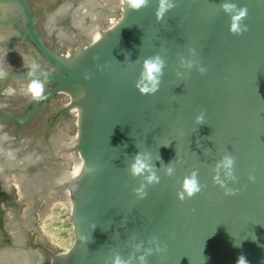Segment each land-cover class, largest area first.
Returning a JSON list of instances; mask_svg holds the SVG:
<instances>
[{"label":"water","instance_id":"95a60500","mask_svg":"<svg viewBox=\"0 0 264 264\" xmlns=\"http://www.w3.org/2000/svg\"><path fill=\"white\" fill-rule=\"evenodd\" d=\"M124 1L120 23L101 41L59 48L38 29L29 0H0V7H20L24 38L46 64L33 76H7L43 82L46 73L49 88L26 115L0 117L25 125L62 93L71 95L64 112L80 115L85 166L66 185L77 243L53 255V264H114L117 256L127 264H140L141 256L147 264H237L240 256L264 264V0H232L248 10V31L239 36L229 31L224 0H174L162 20L161 0L139 10ZM157 55L165 62L159 90L142 94L144 61ZM138 154L160 178L142 199L135 190L145 176L131 172ZM228 155L237 179L222 168L219 175L236 189L231 196L213 182ZM193 171L205 187L182 201L183 179Z\"/></svg>","mask_w":264,"mask_h":264},{"label":"rangeland","instance_id":"374dc122","mask_svg":"<svg viewBox=\"0 0 264 264\" xmlns=\"http://www.w3.org/2000/svg\"><path fill=\"white\" fill-rule=\"evenodd\" d=\"M86 1L95 5L96 15L98 12L93 16L94 21L100 16L107 21L112 16L123 17L125 5L117 4L118 0L111 8L105 0H29L38 19V29L52 47H68L73 42L77 45L80 30L74 16ZM91 18V14L87 15L85 23H91ZM0 24V79L12 81L13 116H24L32 110L34 102L30 94H25V89L36 78L7 75L17 70L30 72L33 64L38 65L36 72H42L41 69L46 68L45 60L24 38L21 30L26 25L20 7H0ZM9 49L15 53L13 57ZM2 88L3 92L6 88ZM48 89L44 84V92ZM6 99L0 92V108L4 109ZM69 99L70 94L62 93L41 107V112L29 122L24 132L22 129L16 132L13 127V135H0V260L10 259L0 261V264H53V255L67 252L76 240L63 191L66 184L58 180L64 169H73L74 164L66 156L71 153L67 143L78 133V127L75 117L67 115L61 116L62 122L52 129L50 117L54 115L49 111L54 107L55 114L58 113V106L64 108ZM72 113L74 115L73 110ZM6 138L11 139L7 141ZM26 154L27 162L22 158ZM11 163H14L12 167ZM17 175L21 189L13 181Z\"/></svg>","mask_w":264,"mask_h":264},{"label":"clouds","instance_id":"9594fccd","mask_svg":"<svg viewBox=\"0 0 264 264\" xmlns=\"http://www.w3.org/2000/svg\"><path fill=\"white\" fill-rule=\"evenodd\" d=\"M147 3L148 0H128V7L139 10L146 6ZM174 6V0H161L160 7L156 13L157 19L162 20L165 14ZM222 8L226 13L231 15L229 31L233 35H243L244 32L248 31L247 25L244 24V20L248 14L246 7H239L236 3H233L232 0H224ZM164 66L165 62L159 55L155 57H149L144 61L143 78L146 83L142 82V86H138L139 91L142 94H155L159 90V78L163 73ZM188 67H192V64L189 63ZM31 68L32 70L28 73L29 76H33L35 74L38 65L33 64ZM206 70L207 69L205 67H200L199 69L202 74L206 72ZM44 75L46 76L45 81L42 82L38 79L32 80L25 89V94H30L31 97L36 100L41 99L44 93V84L47 82V74L44 73ZM204 121L205 114L202 112L196 117V122L198 124H202ZM235 165L236 160L233 156H225L223 160L217 165V175L213 177L214 184H218L221 188H223L225 195L228 196L234 195L236 189L229 188L225 184V181L220 178L219 169L222 168L225 171V175L228 179L236 181L237 178L234 172ZM131 172L133 176H145L146 183L141 184V186L135 190L137 196L141 199L147 195L146 190L148 185H154L160 182V178L155 174L154 171L151 170L149 165L145 162L144 158L140 154L137 155L136 162L132 165ZM174 172L175 167L171 162L167 166V174L172 176ZM146 173L148 174L145 175ZM249 179L255 181L254 176H250ZM204 187L205 186L202 185L199 180L198 171H193L190 175L184 177L178 196L182 201L185 199H191L202 192ZM157 251H162V249L159 247V241L157 242ZM148 254H151V250H149ZM114 264H127V262L123 261L119 256H117ZM140 264H147L145 256L140 257ZM237 264H248V261L244 256H240Z\"/></svg>","mask_w":264,"mask_h":264},{"label":"bare ground","instance_id":"6f19581e","mask_svg":"<svg viewBox=\"0 0 264 264\" xmlns=\"http://www.w3.org/2000/svg\"><path fill=\"white\" fill-rule=\"evenodd\" d=\"M105 1H107V0H105ZM121 3H124L122 5H125V1L124 0H118V3L117 4H121ZM111 6H112V4H111ZM111 6H110V8H111ZM94 8H95V5L93 3L87 2V3H85V5L81 6L80 9H78L76 15L74 16V21H75V23H77L78 29L80 30L79 33L77 34L78 35V37L76 39V40H78L77 45L79 43L95 44V43L101 41L104 38V36L109 31H111L112 29H114L120 23V21H121V18H119V17H113V16H112V18H109V21L103 20V19H101V16L100 15H99L100 16L99 20H96L95 19V21H94L93 16L96 15V12L94 11ZM114 8H115V6H114ZM122 8H124V7L122 6ZM110 11H112V10H110ZM90 14H91V17H92L91 18L92 22L86 24L85 23L86 22V20H85L86 19V16L87 15H90ZM97 15H98V12H97ZM112 15H116V14H112ZM1 36H2V34H1ZM13 45L15 47V44H13ZM70 47L72 48L73 45H71ZM17 48H19L20 50H22L21 46H18ZM15 50H13V51L15 52ZM9 51H10L9 52L10 54L13 53L12 52V49L11 50L9 49ZM21 52L22 51H20V54H21ZM10 54H8V55H10ZM13 55H15V53L11 54V57H13ZM68 101L69 102H67L64 105V108L70 106L71 99H69ZM72 110L74 112V115L72 113ZM69 111L72 114V116L75 117L74 121H76L75 123H76V125L78 127V133L75 136H72L70 138V141H68V143H67L68 146H69V148L71 149V153L66 154V156H67L68 160L74 164L73 169L72 170H68L65 167L66 169H64L62 171V176L58 180L59 183H61V184L63 183V184H66V185L67 184L69 185L74 180H76L79 177H81V175L83 173L84 166H85V161L82 158L81 153L79 151V146H80V143H81L80 118H79L80 115H79V111L77 109H75V108H69ZM66 148H64V149H66ZM1 155H2V152H0V156ZM11 156L12 155L10 154V157ZM16 157H19V155L16 156ZM22 158L27 162V159H28L27 154L26 155H23ZM13 164L14 163H11L10 166L12 167ZM21 164L22 163H18V165H21ZM10 171H12L11 168H10ZM16 178H18V175H17V177H14L13 181H15L17 183V185L19 186V189H21V185L22 184L19 183V181ZM63 191H64V194H65V197H66V205L68 207V211H69V214L71 216V220L73 221V224H74V233H75V237H76V240L74 241V243L67 249V252H69V251H71L74 248V246L77 243V226H76V223H75V211H74V207H73L72 193H71L70 189L67 186H66V188ZM20 192H21V195H22L23 194L22 193V190H20ZM10 251H11V249H10ZM13 259H14V257L11 258V260H13ZM5 260L7 261V260H10V259H7L6 257H4L0 261L3 262Z\"/></svg>","mask_w":264,"mask_h":264},{"label":"flooded vegetation","instance_id":"af4514ba","mask_svg":"<svg viewBox=\"0 0 264 264\" xmlns=\"http://www.w3.org/2000/svg\"><path fill=\"white\" fill-rule=\"evenodd\" d=\"M5 81V82H4ZM11 84H12V81L10 80H1L0 79V87L2 88V86H4L6 89L2 92V89L0 90L1 92V95L2 96H6L7 99H6V105L4 106V109L3 108H0V114L1 115H12L13 116V113H12V98H13V91L11 89ZM51 100V99H50ZM49 101V100H48ZM48 101H44L43 103H41V105L39 106V111L37 113V115L41 112V107H43V105L45 103H47ZM55 108L53 107L52 109H50V113L53 114L54 116L53 117H50V127L52 129L55 128L56 125L59 124V122H62L61 121V116L62 117H67V115H69L68 113L64 112L65 108H62V105L61 106H58L57 110H58V113L55 114L54 112ZM54 112V113H53ZM64 115V116H63ZM66 115V116H65ZM23 116V115H22ZM21 117V116H19ZM30 123H27L25 125H20L18 123H14L13 121L5 118V117H1L0 118V135H6V137H9V135H13V127H16V132L21 130L24 132L25 129L28 127ZM8 139H11V138H6V140L8 141Z\"/></svg>","mask_w":264,"mask_h":264}]
</instances>
